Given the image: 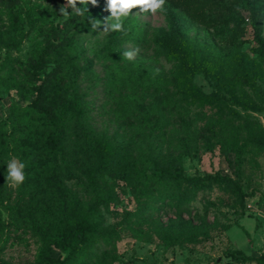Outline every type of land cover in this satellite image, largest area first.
<instances>
[{"label":"rangeland","instance_id":"rangeland-1","mask_svg":"<svg viewBox=\"0 0 264 264\" xmlns=\"http://www.w3.org/2000/svg\"><path fill=\"white\" fill-rule=\"evenodd\" d=\"M61 6L66 0H19L0 8L2 39L10 33L18 41L27 33L19 48H0L1 261L45 264L47 255L66 256L55 249L49 253L26 217L35 215L45 236L53 237L45 224L52 221L51 193L37 183L12 187L5 179L12 158L25 163L34 178L51 167L24 146L19 128L39 85L49 99L69 85L81 96L83 117L67 124L66 161L58 156L52 162L68 200L86 211L99 198L108 199L93 218L98 235L70 264H237L228 253L259 256L264 57L252 23L264 40V12L257 17L264 0H167L166 13L133 9L124 20L126 35L103 31L110 16L106 0L78 3L83 15L70 6L62 15ZM27 9L44 20L32 28L22 25L19 17L25 19ZM89 21L90 30L81 31ZM178 39L186 41L190 57V70L181 77V65L168 51ZM52 44L33 69L39 52ZM131 49H139L136 59L122 58ZM189 90L199 100L188 97ZM27 120L33 128L35 121ZM82 132L93 146H104V156L88 147ZM154 162L180 168L186 177H229L250 196L241 200L225 183L201 189L160 179L153 174ZM86 167L97 168L96 191L84 175Z\"/></svg>","mask_w":264,"mask_h":264},{"label":"trees","instance_id":"trees-1","mask_svg":"<svg viewBox=\"0 0 264 264\" xmlns=\"http://www.w3.org/2000/svg\"><path fill=\"white\" fill-rule=\"evenodd\" d=\"M19 0H0L1 7H14L18 5ZM31 9H27L25 12V19L19 17L21 24H28L31 28L32 26L42 19L44 20V15H32ZM264 9L257 16L263 14ZM13 18V17H12ZM92 22V21H91ZM92 23L86 22L81 31L90 30ZM253 28L255 34V40L259 45L260 54L264 57V40L259 37L260 29L253 21ZM15 27L11 28L14 29ZM27 33H22L20 39L17 41L15 35L8 34L5 39L0 36V48L3 49H17L21 45L23 39L26 37ZM54 45H47L42 49L38 57L33 64L32 68L37 69L43 63L44 57L50 52ZM169 56L180 63V69L177 70L179 77L182 73L190 70V57L187 53V45L184 39H178V44L170 45L168 47ZM58 65V64H57ZM34 73V72H33ZM76 74V73H75ZM74 78L76 75H73ZM75 79H72L73 84ZM191 84V83H190ZM192 87V86H191ZM43 85H39L36 89V95L34 101L26 107V114L24 115L23 122L19 125L20 131L23 136V144L29 151L39 154L40 162H49L50 166H45L46 171L43 175L41 172L35 178L31 176L29 171L25 170L26 179L21 185L22 188L27 189L29 186L37 183L40 188L48 190L55 201V205L52 210V221L45 223L47 229L53 231V237L45 236V232L41 230L38 223L41 221L36 218L35 215L27 213L26 217L30 221V226L34 231H36L44 243L47 245V250L49 253L53 249L58 250L61 253H66V256L61 258H53L50 255L45 257V264H70L79 254V252L85 247L86 241L95 238L98 235L99 226L94 221L93 218L97 216V208L101 204L107 203V198L101 197L96 202L91 204L86 211H78L76 206L68 200V190L64 185L57 173L56 168L53 165V161L59 156L60 159L65 162L67 157V152L65 148V143L67 141V124L72 118H82L83 110L80 106L81 96L73 91L72 85L67 88L59 89L54 93V96L49 99L48 95L45 94ZM69 90H71L69 92ZM188 97L193 100H199V97L194 93V91L189 90L187 93ZM186 101L188 99H185ZM28 118H32L35 124L31 128L28 124ZM29 126V127H28ZM28 127V128H27ZM82 136L90 149H93L97 155L101 158L104 156V146L97 143L93 146L89 141H87V135L82 132ZM83 140V139H82ZM4 152V147L2 142H0V155ZM52 163V165H51ZM102 166V161L99 162ZM153 174L160 179L166 181H172L173 183L185 182L194 188H208L212 183H225L232 185L236 191L238 197L243 200L250 195L244 194L240 187L229 177L222 175H203L195 177H186L183 175L180 168H169L160 166L156 162L153 163ZM97 168L86 167L84 175L89 182L90 188L96 191L97 189V177L95 176ZM17 206V205H15ZM17 214L19 212L17 211ZM247 234V233H246ZM234 263L246 264V263H256L264 264V251L257 257L245 255L241 251H232L227 254ZM0 264H4L0 259Z\"/></svg>","mask_w":264,"mask_h":264},{"label":"clouds","instance_id":"clouds-1","mask_svg":"<svg viewBox=\"0 0 264 264\" xmlns=\"http://www.w3.org/2000/svg\"><path fill=\"white\" fill-rule=\"evenodd\" d=\"M92 3L96 4V0H66V6H61L60 13L68 15L66 7L70 6L78 15H83V9L78 8L77 4ZM167 0H106V11L110 12V16L106 18L103 31L119 32L127 34L124 27V20L127 19L133 9L139 8L142 12L166 13ZM93 27H98L93 24ZM139 53V49H131L123 52L122 58L128 61H134ZM25 163L17 158H12L7 163V175L5 177L12 187H19L26 179Z\"/></svg>","mask_w":264,"mask_h":264}]
</instances>
